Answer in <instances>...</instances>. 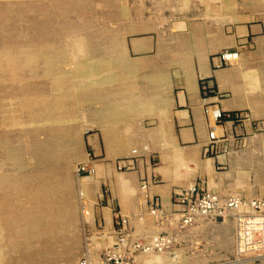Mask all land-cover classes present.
Returning a JSON list of instances; mask_svg holds the SVG:
<instances>
[{"label": "rangeland", "instance_id": "obj_1", "mask_svg": "<svg viewBox=\"0 0 264 264\" xmlns=\"http://www.w3.org/2000/svg\"><path fill=\"white\" fill-rule=\"evenodd\" d=\"M245 23L257 25L251 38L228 43L237 30L246 33ZM263 26L264 0H0V264H97L111 244V213L130 196L116 174L125 168L92 156L89 142L100 132L111 157L136 147L117 142L142 121L126 99L170 74L148 67L155 55L148 48L130 50L142 37H157L166 66L184 64L190 52H217L215 44L244 52L214 72L227 83L206 95L250 108L223 110L218 99H201L203 111L216 104L225 116L215 123L204 113L219 137L204 157L218 162L197 181L263 196ZM144 223L136 226L152 235L154 224ZM176 234L172 250L131 264H232L231 222L201 219Z\"/></svg>", "mask_w": 264, "mask_h": 264}, {"label": "crops", "instance_id": "obj_2", "mask_svg": "<svg viewBox=\"0 0 264 264\" xmlns=\"http://www.w3.org/2000/svg\"><path fill=\"white\" fill-rule=\"evenodd\" d=\"M256 26L245 23L246 33L240 35L238 30H235V34L229 35L228 43H237L245 39L248 41ZM236 36H240L239 41H237L239 37ZM140 44L142 48L146 47L155 54L148 61V67L158 72L168 70L170 74L164 84L150 85L142 91V94L137 93L126 99L127 110L134 111L137 114L136 117L142 121L139 122V126L133 125L127 138L124 139L121 135H117V142L119 145L134 144L136 147L131 148L130 152L123 156H115L120 151L117 153L114 151V156L111 157L112 151L105 147L106 141L100 132H96L89 142L92 156H102V159L112 161L115 169H119L117 163L119 158L126 156L129 158L126 162V166L130 165L129 168L116 174L120 176L124 189L128 188L127 192L130 193V196L122 197L121 201L119 200L118 203L122 204L125 209L123 210L120 205L118 210L112 211V224L115 212L133 214L146 209V200L142 196L139 198L138 194L141 182L148 183L149 196H159L163 210L170 211L173 208L171 197L174 188L195 182L203 174L207 176L206 173H210L212 166L218 162L217 156L204 157V153L207 151L206 146L209 143L208 132L211 126L206 119L201 103V84L206 83L208 87H211L214 83L221 85L227 83L219 81L215 75V71L224 68L214 66V57L215 54L229 46H222L225 43L215 44L209 48L218 50L217 52L209 51L201 56L190 52L184 64L175 63L173 66L169 64L166 66V61L159 55L160 43L156 36L142 37L129 48L132 52L137 53ZM206 47L208 48V46ZM241 54L244 57V52ZM208 99L214 101L218 97L210 95ZM217 101L223 110L250 108L249 102L238 98L229 102L222 99ZM242 104H246V106L240 107ZM229 123L231 121H225L218 126L222 127L224 132ZM134 149H136L135 154L132 153ZM95 160L97 159H92V157L88 159L87 164L89 167L91 166L92 171L95 168ZM180 166L183 170L179 169ZM105 177L107 176L105 175ZM213 189L224 193L219 188ZM147 217L144 220L146 222L143 223L153 225V218L150 217L151 221L148 222ZM136 230L144 233L137 226Z\"/></svg>", "mask_w": 264, "mask_h": 264}, {"label": "built area", "instance_id": "obj_3", "mask_svg": "<svg viewBox=\"0 0 264 264\" xmlns=\"http://www.w3.org/2000/svg\"><path fill=\"white\" fill-rule=\"evenodd\" d=\"M238 51L224 49L215 54L214 66L221 67L236 62ZM202 101L211 91L203 86ZM204 113L211 116L215 123L225 113L218 105L205 104ZM217 126V125H216ZM216 130L208 132L210 148L218 140ZM136 153V149L132 150ZM129 158L118 159V168H129ZM85 170L80 166L77 171ZM92 171V169H87ZM148 183L141 182L146 209L133 214L114 213L112 242L104 248L97 264H131L140 254H161L172 250L176 243V231L189 228L201 219L231 222L233 228L234 259L232 264H264V195L243 196L225 194L216 189H209L202 181H195L186 187H177L172 191V210L162 208L160 197L149 196ZM149 216L154 220L155 232L146 235L136 230V223L144 222ZM79 264H91L89 258H83Z\"/></svg>", "mask_w": 264, "mask_h": 264}, {"label": "bare ground", "instance_id": "obj_4", "mask_svg": "<svg viewBox=\"0 0 264 264\" xmlns=\"http://www.w3.org/2000/svg\"><path fill=\"white\" fill-rule=\"evenodd\" d=\"M233 237V236H232Z\"/></svg>", "mask_w": 264, "mask_h": 264}]
</instances>
